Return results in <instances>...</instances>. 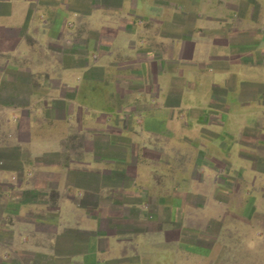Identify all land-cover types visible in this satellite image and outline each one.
Listing matches in <instances>:
<instances>
[{
    "label": "crops",
    "instance_id": "crops-1",
    "mask_svg": "<svg viewBox=\"0 0 264 264\" xmlns=\"http://www.w3.org/2000/svg\"><path fill=\"white\" fill-rule=\"evenodd\" d=\"M263 239L264 0H0V264Z\"/></svg>",
    "mask_w": 264,
    "mask_h": 264
},
{
    "label": "rangeland",
    "instance_id": "rangeland-1",
    "mask_svg": "<svg viewBox=\"0 0 264 264\" xmlns=\"http://www.w3.org/2000/svg\"><path fill=\"white\" fill-rule=\"evenodd\" d=\"M50 230H51V228H50V226H48V225H44L43 226V232H44V234L47 232H50ZM258 231V229H255L254 231H253V234L255 233V232H257ZM263 237V233L261 234V238ZM257 238V237H256ZM263 243H264V239H263ZM255 260H256V262H259V257H255ZM57 263V262H56ZM32 264H34V263H32ZM58 264H64V261L62 260H60L59 262H58Z\"/></svg>",
    "mask_w": 264,
    "mask_h": 264
}]
</instances>
